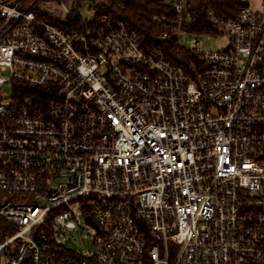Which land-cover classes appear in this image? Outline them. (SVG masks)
Returning a JSON list of instances; mask_svg holds the SVG:
<instances>
[{
	"label": "built area",
	"instance_id": "built-area-1",
	"mask_svg": "<svg viewBox=\"0 0 264 264\" xmlns=\"http://www.w3.org/2000/svg\"><path fill=\"white\" fill-rule=\"evenodd\" d=\"M19 2L0 1V264H264V3L208 12L229 45L205 52L194 1L170 0L153 21L176 63L122 23L71 34ZM84 224L93 252L62 257L55 234Z\"/></svg>",
	"mask_w": 264,
	"mask_h": 264
},
{
	"label": "trees",
	"instance_id": "trees-1",
	"mask_svg": "<svg viewBox=\"0 0 264 264\" xmlns=\"http://www.w3.org/2000/svg\"><path fill=\"white\" fill-rule=\"evenodd\" d=\"M10 1V0H6ZM89 3V10L95 12L96 17L105 18L92 21L85 19L80 12L83 2ZM194 3L188 8V12L195 16L191 24V30L195 35L211 34L222 35L217 28L208 22V12L228 21L237 19L242 9L249 8L251 0H193ZM43 0H21L18 7L23 11H30L42 22L51 24L71 34L85 33L87 28L97 23L103 32L108 33L112 27L122 23L131 31H136L139 36V44L147 53H155L161 50L172 62L182 63L181 56L190 57L189 52L183 50L178 43L177 36L172 34L162 40L161 35L165 31L163 25L153 21L155 15L175 16V10L170 6V0H82L76 2L65 20L60 21L43 13L40 4ZM2 20L0 18V25ZM15 233L13 227L0 218V244L5 237ZM70 254L62 253V257H70Z\"/></svg>",
	"mask_w": 264,
	"mask_h": 264
},
{
	"label": "rangeland",
	"instance_id": "rangeland-1",
	"mask_svg": "<svg viewBox=\"0 0 264 264\" xmlns=\"http://www.w3.org/2000/svg\"><path fill=\"white\" fill-rule=\"evenodd\" d=\"M15 1L16 0H10L8 3L11 4ZM258 3L259 0H253L251 7H255ZM82 5L83 6L80 9L81 15L85 19H94L96 15L93 10H89V3L84 1ZM188 37L191 38L192 41L188 46L199 51H219L224 50L229 45V37L225 34L220 36L203 34ZM4 90L9 94L12 92L10 87H5ZM94 234V229L88 228L86 227V224H84L83 229L81 230L57 231V234H55V240L64 248V252L67 254L89 255L93 252Z\"/></svg>",
	"mask_w": 264,
	"mask_h": 264
},
{
	"label": "crops",
	"instance_id": "crops-1",
	"mask_svg": "<svg viewBox=\"0 0 264 264\" xmlns=\"http://www.w3.org/2000/svg\"><path fill=\"white\" fill-rule=\"evenodd\" d=\"M79 1L82 0H43V2L40 4V9L43 13L47 14L48 16L63 21L71 11L73 5ZM252 1L253 0H251V4ZM263 3L264 0H259V3L255 7H251L250 5V8L255 11H260L263 7Z\"/></svg>",
	"mask_w": 264,
	"mask_h": 264
},
{
	"label": "water",
	"instance_id": "water-1",
	"mask_svg": "<svg viewBox=\"0 0 264 264\" xmlns=\"http://www.w3.org/2000/svg\"><path fill=\"white\" fill-rule=\"evenodd\" d=\"M3 196H4V192L2 190H0V203L2 202Z\"/></svg>",
	"mask_w": 264,
	"mask_h": 264
}]
</instances>
